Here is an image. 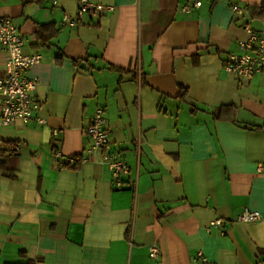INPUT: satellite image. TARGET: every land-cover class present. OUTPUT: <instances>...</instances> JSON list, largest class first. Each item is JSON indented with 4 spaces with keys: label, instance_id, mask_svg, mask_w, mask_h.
Segmentation results:
<instances>
[{
    "label": "crops",
    "instance_id": "0c3cea01",
    "mask_svg": "<svg viewBox=\"0 0 264 264\" xmlns=\"http://www.w3.org/2000/svg\"><path fill=\"white\" fill-rule=\"evenodd\" d=\"M91 1L112 9L69 26L77 0H0L23 52L41 56L25 74L39 79L33 115L44 119L0 124V141L19 144L0 159V264H264V74L224 68L244 23L264 30L248 13L264 0L190 12L182 0ZM224 105L234 109L216 118ZM98 107L134 190L113 189L101 151H87ZM56 151L79 160L58 166ZM244 209L259 218L236 220Z\"/></svg>",
    "mask_w": 264,
    "mask_h": 264
},
{
    "label": "built area",
    "instance_id": "2783aa9c",
    "mask_svg": "<svg viewBox=\"0 0 264 264\" xmlns=\"http://www.w3.org/2000/svg\"><path fill=\"white\" fill-rule=\"evenodd\" d=\"M201 5V0H182L179 10L190 12ZM112 7L97 4L91 0H77L75 15L66 21V25L77 26L84 14L99 15L111 10ZM231 9L235 16L244 17L247 7L232 4ZM246 37L239 40L240 53L231 54L224 63V68L238 79L247 80L257 73L264 74V30H255L247 23L243 24ZM24 41L16 24L7 16H0V49L5 54V72L0 76V124L12 125L20 120L23 123L34 119L36 123L44 122L42 117H34L33 113L38 106L33 91L39 81L37 76H27L25 72L41 59L39 53L26 54L23 52ZM103 110L98 107L84 127V135L90 141L88 152L101 151V160L106 163L110 171L111 187L121 190L127 185L130 189L136 188V179H128L129 167L120 157L119 151L108 139L105 128ZM137 159L140 155L141 139L137 137L132 141ZM58 166L75 163L77 157L60 158V153L55 152ZM264 168V163L259 164L258 170ZM259 215L255 211L244 209L237 217L239 221H255ZM223 220L216 217L210 222L207 230L212 226H221ZM160 255V248L156 243L148 246V256L155 260ZM203 260L202 251L198 250L195 261Z\"/></svg>",
    "mask_w": 264,
    "mask_h": 264
},
{
    "label": "trees",
    "instance_id": "16d2710c",
    "mask_svg": "<svg viewBox=\"0 0 264 264\" xmlns=\"http://www.w3.org/2000/svg\"><path fill=\"white\" fill-rule=\"evenodd\" d=\"M27 0H24V2ZM248 13L251 17H259L264 15V1H262L258 6L251 8L250 10H248ZM186 93V90L181 87L180 88V96H184V94ZM234 109L233 106L231 105H224L221 106L219 112L215 115L216 118H221L224 117L223 116V110H232ZM14 146H19L18 143L15 144V142L13 141H0V159L2 156H4L8 150L11 151V154H17L18 152V147H16V149H14ZM1 165H2V161L0 160V169H1ZM11 172H8V175H10Z\"/></svg>",
    "mask_w": 264,
    "mask_h": 264
},
{
    "label": "water",
    "instance_id": "95a60500",
    "mask_svg": "<svg viewBox=\"0 0 264 264\" xmlns=\"http://www.w3.org/2000/svg\"><path fill=\"white\" fill-rule=\"evenodd\" d=\"M80 67H81V68H86L85 63H84V62H81V63H80Z\"/></svg>",
    "mask_w": 264,
    "mask_h": 264
}]
</instances>
